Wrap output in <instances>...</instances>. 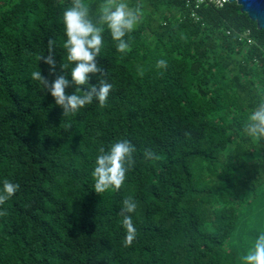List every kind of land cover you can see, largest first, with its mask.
<instances>
[{
  "label": "trees",
  "instance_id": "trees-1",
  "mask_svg": "<svg viewBox=\"0 0 264 264\" xmlns=\"http://www.w3.org/2000/svg\"><path fill=\"white\" fill-rule=\"evenodd\" d=\"M188 1L128 0L143 5L131 51L106 30L98 57L107 107L63 117L31 72L49 38L64 62L71 0H0V190L20 185L0 205V264H238L227 242L240 208L264 195V138L243 131L264 102V29L236 2ZM87 2L95 18L100 0ZM117 140L136 147V163L120 191L99 196L95 159ZM128 195L137 238L125 247Z\"/></svg>",
  "mask_w": 264,
  "mask_h": 264
},
{
  "label": "clouds",
  "instance_id": "clouds-1",
  "mask_svg": "<svg viewBox=\"0 0 264 264\" xmlns=\"http://www.w3.org/2000/svg\"><path fill=\"white\" fill-rule=\"evenodd\" d=\"M142 7L140 4L130 6L128 0H100L96 5L95 18L93 6L87 0H71L70 6L65 8L62 16L64 62L57 60V40L49 38L47 53L36 57L44 67L31 72V79L53 99L62 110L63 117L75 116L94 101L101 108L107 107L113 84L109 82L107 69L98 59L105 46L104 33L107 30L115 42L116 51L126 55L132 47L130 34L141 22ZM167 66L165 59L156 63L158 69H166ZM93 80L96 82L92 83ZM70 88L74 89L71 93L68 92ZM243 131L249 137L264 138V102L251 111ZM136 153V147L128 140H117L107 151L100 148L92 172L94 192L100 196L110 189L120 191L127 174L135 166ZM143 157L145 160L157 158L151 147L143 149ZM19 188L18 183L5 179L0 190V205L11 199ZM137 207L138 202L131 195L122 200L119 216L126 232L125 247H130L137 238V227L133 221ZM4 215L7 212L0 211V216ZM242 259L244 264H264V234L256 238L252 249Z\"/></svg>",
  "mask_w": 264,
  "mask_h": 264
},
{
  "label": "rangeland",
  "instance_id": "rangeland-1",
  "mask_svg": "<svg viewBox=\"0 0 264 264\" xmlns=\"http://www.w3.org/2000/svg\"><path fill=\"white\" fill-rule=\"evenodd\" d=\"M261 234H264V195L258 197L251 206L240 208L239 222L226 249L235 252L238 264H244L242 257L252 249Z\"/></svg>",
  "mask_w": 264,
  "mask_h": 264
},
{
  "label": "water",
  "instance_id": "water-1",
  "mask_svg": "<svg viewBox=\"0 0 264 264\" xmlns=\"http://www.w3.org/2000/svg\"><path fill=\"white\" fill-rule=\"evenodd\" d=\"M225 2H236L241 12L255 22L258 29H264V0H223Z\"/></svg>",
  "mask_w": 264,
  "mask_h": 264
},
{
  "label": "built area",
  "instance_id": "built-area-1",
  "mask_svg": "<svg viewBox=\"0 0 264 264\" xmlns=\"http://www.w3.org/2000/svg\"><path fill=\"white\" fill-rule=\"evenodd\" d=\"M205 1H207V2H213L215 5H221V2H222L223 0H194V3H195L196 5H198V4H200V3H202V2H205ZM186 3H189V1L186 0Z\"/></svg>",
  "mask_w": 264,
  "mask_h": 264
}]
</instances>
